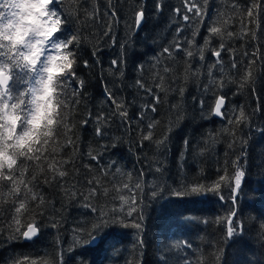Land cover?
Instances as JSON below:
<instances>
[{
  "label": "snow or ice",
  "instance_id": "6c2138e0",
  "mask_svg": "<svg viewBox=\"0 0 264 264\" xmlns=\"http://www.w3.org/2000/svg\"><path fill=\"white\" fill-rule=\"evenodd\" d=\"M65 4L66 0H0V235L7 232L6 239L9 242L33 241L39 238L43 228L58 230L61 227L60 220L46 213L51 201L45 196L44 187L52 189L54 195L67 196L85 209L86 214L93 216L95 222L91 229L74 228V239L68 249L63 247V242L57 237L56 251L51 261L39 255L21 253L9 256L4 264H68L69 259L74 260L75 264H90L82 255L69 257V254L93 243L105 227L133 228L138 237L144 227L141 204L145 185L141 180L148 173L143 168L138 170L136 181L124 182L122 188H114L117 192L127 191L128 195H120L121 203H113L107 208L93 201L108 194L109 189L104 187L101 177L106 178L111 169L116 168L115 162L106 164L104 153L95 150L87 152L94 164H80L77 167L72 160L55 159L54 154L64 148H76L78 151L73 139L75 126L70 118L81 104L85 86L84 79L77 74L81 62L80 50L88 48L93 62L100 64L98 40L102 37L110 41L112 47L120 43L114 32L119 22L118 3L106 0L103 11L98 0H71L69 6ZM229 4L231 11L239 18L238 32L231 30V17L225 19L224 13L219 10L209 15V0H181L179 6L170 9L177 21L175 36L154 59L158 65L162 63V57L175 59L177 53H183L187 74L196 77L201 75V69L205 70L208 83L202 86V91L205 94L210 91L217 93L207 111L226 121L227 127L223 132L233 137L229 144L232 148L237 136L235 129L246 124L250 126L251 115L264 110V105L259 104L257 97V108L253 109L252 114L243 107L233 109L229 114L227 94L223 91L226 84L236 82L238 89L247 87L253 95L256 93L254 68L256 64L264 62V27H261L264 0H248L246 6H241L239 0H229ZM153 7L155 12L163 13L166 5L164 0H154ZM146 17V5L136 3L131 10V27L137 34ZM245 17L247 23L244 22ZM70 24L73 27L65 34V27ZM189 25L194 26L191 39L181 35ZM201 26L208 35L204 37L203 47H198L196 36ZM93 29H99L98 33L94 35ZM246 37L248 40H245ZM212 38H219L218 47L211 46ZM236 40L245 41L242 52L232 46ZM132 43L127 37L120 43V54L111 59L110 70L119 71L122 65L126 66L129 45ZM205 51L214 58L211 63H205ZM223 53L230 55V71L238 80L225 79ZM194 61L199 63V67ZM82 64L84 69L93 66L87 59H83ZM137 71H143V64L137 66ZM171 71L167 65L163 67L165 75ZM120 74L123 75V72ZM131 87L151 97L143 103L137 115L130 116L128 108L131 104L118 98L105 84L104 97L110 105L109 112L93 114L89 111L80 124L87 126L94 122L95 135L109 139L107 126L113 118L118 117L125 127H129L133 119L139 120L141 124L147 121L146 131L140 135L139 147H144V141L154 142L152 129L156 127L157 121L149 113L158 112V105L162 103L159 93L171 89L164 87V76L159 72L154 74L152 86L147 85L142 78H137ZM177 91L183 97L185 89L180 87ZM199 104L201 111H204V99L201 98ZM175 109H178V105H170L169 111ZM260 131L264 133V129ZM58 136L63 137V144L58 143ZM168 139L166 135L155 143L163 151L167 148ZM188 143V140L184 141L186 147ZM244 143L246 141H241L240 155L218 166L215 179L209 180L205 176L179 186L157 182L150 187L152 198L163 199L165 194L181 198L215 197L222 207H226L225 215L216 220L223 229L224 241L242 237L245 222L240 218L237 205L247 171L242 162L247 155ZM108 146L104 144L101 147L107 150ZM66 165H72L74 172L70 173ZM36 170H39L38 174ZM155 172L162 176L163 165L156 167ZM69 176L86 191H80L76 184H69ZM29 216L31 218L27 219ZM202 223L208 224L210 221L205 219ZM259 229L260 246L264 249V222H261ZM137 244L142 246L143 240L137 239ZM177 247L191 248L192 245L184 241ZM217 251L219 253V249ZM221 255L214 257L215 264H220ZM160 264H168L167 259H161ZM185 264L192 262L185 257ZM197 264L201 262L197 261ZM248 264L258 262L248 261Z\"/></svg>",
  "mask_w": 264,
  "mask_h": 264
},
{
  "label": "trees",
  "instance_id": "16d2710c",
  "mask_svg": "<svg viewBox=\"0 0 264 264\" xmlns=\"http://www.w3.org/2000/svg\"><path fill=\"white\" fill-rule=\"evenodd\" d=\"M95 2V0H93ZM118 3L119 22L115 25L114 32L117 40L123 43L125 38L131 39L129 55L126 66H121L119 71L110 70L111 59L120 54V43L115 47L110 41L102 37L98 40L100 45V64L92 60L88 48L79 52L81 57L80 68L77 74L85 81L83 99L71 116L75 126L73 139L78 146L76 148H64L58 154H54L56 160H72L77 167L80 164H89L87 152L90 150L102 151L106 164L115 162L116 168L111 169L109 175L101 177L104 187L109 189L107 195L94 200L100 207L110 208L113 203L119 205L120 195L127 196V191L117 192L114 188H122L124 182H134L137 179L138 170L143 168L145 175L141 182L145 185L142 194L144 227L139 237L133 228L120 226L105 227L97 237L96 245H88L77 248L69 257L82 255L90 264H160L161 259H167L168 264H185V257L197 264H215L214 257L222 253L220 264H248V261H256L264 264V249L260 246L261 237L259 225L264 222V110L256 111L257 97L259 104L264 105V62L255 65L256 89L253 95L249 88L238 89L236 82L226 84L224 92L227 94V108L229 114L233 109L240 107L251 115V125L238 126L235 130V144L232 148L229 144L233 137L223 132L227 127L226 121L210 115L208 106L214 103V91L205 94L202 86L208 83L206 72L201 69V75L193 77L185 72L186 57L183 53H177L175 59L162 57V63L157 65L154 57L161 54L163 47L168 46L175 36L176 19L173 18L170 9L180 5L181 0H164L166 5L163 13L154 10V0H113ZM144 3L147 8V17L137 34L131 27V10L136 3ZM103 11L106 0H98ZM241 6H246L248 0H239ZM71 0H66L65 6H69ZM219 10L224 13V18L231 17V30L239 31L240 22L236 14L231 11L229 0H209V15ZM245 23L247 18L245 17ZM73 25L65 27V34L71 31ZM249 27H252L249 25ZM261 27H264L262 21ZM193 25H189L181 34L188 39L192 38ZM99 29H93V34ZM206 30L201 26L199 35L196 36V45L203 47ZM245 40H248L246 37ZM219 38H212V47H218ZM232 46L242 52L245 41L236 40ZM251 51V48L248 49ZM225 62V79L236 81L239 78L230 71V55L223 53ZM205 63H211L214 59L205 51ZM89 60L93 66L84 69L82 60ZM242 59V57H241ZM197 67L199 63L194 61ZM143 64V71H137V66ZM154 65H157L154 67ZM167 65L171 72L163 73V67ZM123 72V75L120 73ZM159 72L164 76V87L169 91L159 93L162 103L158 105L156 114L149 113L157 121L153 131V141H144V147H139L140 135L146 131L145 125L139 120L133 119L129 127L121 124L119 118H113L107 126L109 139H101L95 135L96 124L90 122L82 126L80 121L90 111L109 112L110 105L104 97V86L116 93L118 98L130 103L129 115L138 114L140 107L151 97L142 90L131 87L137 78H142L147 85H153L154 74ZM187 75V79L185 76ZM219 76V73H217ZM185 89L183 97L177 91ZM204 99V111H201L200 99ZM178 105V109L169 111L170 105ZM179 113V115H177ZM168 136L167 148L163 150L155 141ZM58 143L63 144V137H57ZM188 140L187 147L184 141ZM241 141H246L243 147L246 149L245 163L247 169L242 190L239 194L237 207L240 210V218L245 222V232L242 237L234 241H224L223 229L216 222L218 217L225 215L226 207H222L215 197H173L165 194L163 199H153L150 187L157 182H166L169 185L179 186L186 181H193L208 177L216 178L219 165L226 160L235 159L240 155ZM108 144L107 150L101 146ZM183 154V155H182ZM82 155V159H81ZM163 165V175L155 172V168ZM182 165V167H181ZM70 173L74 172L72 165H66ZM37 174L39 170H36ZM83 172L84 170L81 169ZM130 177V178H129ZM154 177L156 179H154ZM77 179H80L77 177ZM69 184H76L80 191H86L81 184L76 183L69 176ZM45 196L51 203L46 207V213L60 220L61 227L42 229L39 238L33 241L19 240L7 241V232L0 235V264L12 255L29 253L45 257L51 261L56 251V240L63 242V247L68 249L74 239V228L91 229L94 217L86 214V210L73 203L67 196L54 195L53 190L44 187ZM7 215V213H5ZM31 217H27L30 219ZM210 221L208 224L203 220ZM137 239L143 240V245L137 244ZM187 241L191 248L177 247ZM219 249V253L218 250ZM48 254L45 256V254ZM68 264H75L69 259Z\"/></svg>",
  "mask_w": 264,
  "mask_h": 264
},
{
  "label": "water",
  "instance_id": "95a60500",
  "mask_svg": "<svg viewBox=\"0 0 264 264\" xmlns=\"http://www.w3.org/2000/svg\"><path fill=\"white\" fill-rule=\"evenodd\" d=\"M96 243H97V239L93 242V243H91L90 245H96Z\"/></svg>",
  "mask_w": 264,
  "mask_h": 264
}]
</instances>
